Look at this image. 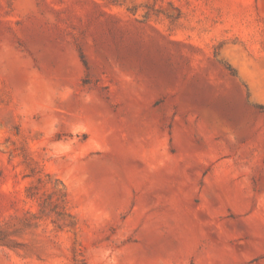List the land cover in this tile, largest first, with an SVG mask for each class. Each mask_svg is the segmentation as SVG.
Segmentation results:
<instances>
[{
  "label": "rangeland",
  "instance_id": "1",
  "mask_svg": "<svg viewBox=\"0 0 264 264\" xmlns=\"http://www.w3.org/2000/svg\"><path fill=\"white\" fill-rule=\"evenodd\" d=\"M0 264H264V0H0Z\"/></svg>",
  "mask_w": 264,
  "mask_h": 264
},
{
  "label": "trees",
  "instance_id": "2",
  "mask_svg": "<svg viewBox=\"0 0 264 264\" xmlns=\"http://www.w3.org/2000/svg\"><path fill=\"white\" fill-rule=\"evenodd\" d=\"M0 235H1V232H0Z\"/></svg>",
  "mask_w": 264,
  "mask_h": 264
}]
</instances>
